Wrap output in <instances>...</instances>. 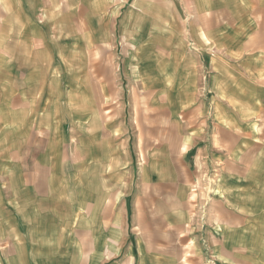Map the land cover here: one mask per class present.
I'll list each match as a JSON object with an SVG mask.
<instances>
[{"label":"crops","instance_id":"0c3cea01","mask_svg":"<svg viewBox=\"0 0 264 264\" xmlns=\"http://www.w3.org/2000/svg\"><path fill=\"white\" fill-rule=\"evenodd\" d=\"M0 264H264V0H0Z\"/></svg>","mask_w":264,"mask_h":264},{"label":"rangeland","instance_id":"374dc122","mask_svg":"<svg viewBox=\"0 0 264 264\" xmlns=\"http://www.w3.org/2000/svg\"><path fill=\"white\" fill-rule=\"evenodd\" d=\"M80 32H78V34H79ZM86 37L87 38H89V32L88 31H86ZM109 47H107V49H108ZM86 53H85V56L86 57H89L91 60L93 59V56H94V54H96V52H95V48L94 47H87L86 48ZM97 54L98 55H100L98 52H97ZM97 57V56H96Z\"/></svg>","mask_w":264,"mask_h":264}]
</instances>
